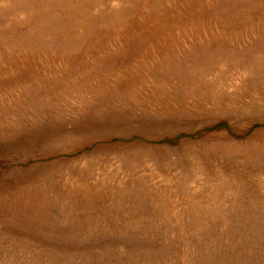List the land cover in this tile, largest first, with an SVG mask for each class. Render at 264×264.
<instances>
[{
	"label": "rangeland",
	"instance_id": "374dc122",
	"mask_svg": "<svg viewBox=\"0 0 264 264\" xmlns=\"http://www.w3.org/2000/svg\"><path fill=\"white\" fill-rule=\"evenodd\" d=\"M0 264H264V0H0Z\"/></svg>",
	"mask_w": 264,
	"mask_h": 264
}]
</instances>
